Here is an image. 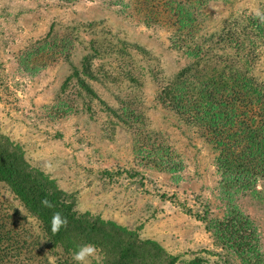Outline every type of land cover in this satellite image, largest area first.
I'll use <instances>...</instances> for the list:
<instances>
[{
  "label": "trees",
  "instance_id": "obj_1",
  "mask_svg": "<svg viewBox=\"0 0 264 264\" xmlns=\"http://www.w3.org/2000/svg\"><path fill=\"white\" fill-rule=\"evenodd\" d=\"M103 1L113 4L121 16L165 27L170 49L188 62L166 76L158 58L143 46L135 45L133 56L127 43L113 36L114 41L104 30H95L94 38L85 43L78 29L61 32L51 26L17 55L20 70L30 77L57 62L70 64L52 100L43 104L45 115L58 120L88 114L102 124L104 137L123 125L133 135L136 164L178 177L184 166L181 153L149 127L144 87L150 77L155 87L152 106L171 111L214 151L224 211L214 215L208 203L201 211L181 203L184 212L203 222L215 245L239 264H264L259 230L237 203L243 195L256 199L257 182L264 180V23L251 12L231 15L219 29H208L204 19L208 5L229 0ZM79 44L88 52L76 66L73 55ZM95 83L109 92L115 105L100 95ZM126 173L143 183L140 171L132 168ZM0 186V264H76L72 254L87 243L97 249L89 264L206 262L201 257L181 261L157 240L142 237V224L129 228L89 210L74 211L76 191L60 187L30 161L20 142L1 130ZM3 190L15 204L3 197ZM44 198L54 207L42 206ZM168 199L176 200L174 195ZM55 211L68 224L53 234L50 220Z\"/></svg>",
  "mask_w": 264,
  "mask_h": 264
},
{
  "label": "rangeland",
  "instance_id": "obj_2",
  "mask_svg": "<svg viewBox=\"0 0 264 264\" xmlns=\"http://www.w3.org/2000/svg\"><path fill=\"white\" fill-rule=\"evenodd\" d=\"M262 6L264 0L215 1L205 10V24L216 30L231 15L253 13L254 8ZM115 10L113 4L103 0H0V130L20 142L30 161L54 177L60 187L76 191L78 207L129 228L142 224V237L157 240L181 261L201 257L206 259L203 264H239L215 245L204 223L181 206L184 203L201 211L208 203L214 215H222L225 198L219 192L214 151L171 111L152 106L155 87L150 77L144 87L149 127L181 153L184 166L178 177L136 164L133 135L123 125L117 126L111 137H104L102 124L88 114L58 120L45 115L43 104L52 100L70 64L57 62L35 77L17 64L20 51L42 38L51 26L61 32L68 27L78 29L85 43L94 38L95 30H104L127 43V51L133 56L134 46H143L158 58L166 76L188 62L170 49L165 27L146 26ZM87 52L78 45L73 55L76 66H81ZM95 88L116 104L100 84L95 83ZM132 168L143 174V183L138 176H128L126 170ZM257 184L256 199L243 195L237 203L258 228L264 252V180ZM3 192V197L15 204L12 196ZM163 193L168 197L162 198ZM172 195L176 202L168 199Z\"/></svg>",
  "mask_w": 264,
  "mask_h": 264
},
{
  "label": "clouds",
  "instance_id": "obj_3",
  "mask_svg": "<svg viewBox=\"0 0 264 264\" xmlns=\"http://www.w3.org/2000/svg\"><path fill=\"white\" fill-rule=\"evenodd\" d=\"M253 15L257 18L261 23H264V10L260 8H254ZM41 204L47 208H53L54 205L47 198L41 200ZM74 211L83 214L85 209L82 207H78L74 209ZM68 224L67 218L64 217L60 212L55 211L52 214L50 220V227L53 234L58 233L62 228H66ZM97 253L96 246L90 243L82 244L77 247V250L72 254V259L76 262V264H87V261L90 257H94Z\"/></svg>",
  "mask_w": 264,
  "mask_h": 264
}]
</instances>
